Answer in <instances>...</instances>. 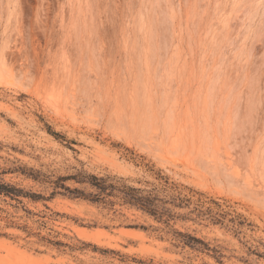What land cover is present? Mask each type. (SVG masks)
<instances>
[{"label": "rangeland", "instance_id": "1", "mask_svg": "<svg viewBox=\"0 0 264 264\" xmlns=\"http://www.w3.org/2000/svg\"><path fill=\"white\" fill-rule=\"evenodd\" d=\"M125 149L221 204V224H174L216 253L119 197L0 195V264H264V0H0V182L164 194Z\"/></svg>", "mask_w": 264, "mask_h": 264}, {"label": "trees", "instance_id": "2", "mask_svg": "<svg viewBox=\"0 0 264 264\" xmlns=\"http://www.w3.org/2000/svg\"><path fill=\"white\" fill-rule=\"evenodd\" d=\"M44 126L46 132L57 140L65 142L66 145L75 144L73 140H66L64 136L54 132L49 125L44 124ZM112 146L119 148V145ZM123 157L128 161L134 162L137 166L142 167L156 180L161 181L163 183L162 186L164 188V194H159L155 188L146 189L136 187L126 184L125 182H120L119 180L113 182L112 179H109L108 177L98 178L95 175L87 174L82 171H79L74 175L59 176L55 180H49L47 176L41 175L37 171L34 172L30 170L29 172H25V170H21L25 175L32 178L34 181L49 184L52 187V192L49 196L25 192L22 189L2 182H0V195L15 201H18L20 197L29 198L33 201H45L50 200L55 195L59 194L103 204L106 203V198L114 196L119 197L124 205L140 211L157 223L163 224L182 245L188 246L192 249L197 248L216 253V250L209 248L208 244L200 238L175 229L174 224L176 221L187 222L202 218L209 219L210 222L214 224H221L225 216L228 215V213L223 210L221 204L213 198L202 192L194 190L191 187L169 182L166 176L162 175L159 170H155L153 165L145 163L143 158L136 161L134 154L127 149H125ZM69 180L79 184H87L94 188L96 193H85L84 190L70 188L65 185V182ZM167 188H169V194L165 192V189ZM182 210H186V212L183 213ZM236 220L238 226L244 225V221L240 220L239 216ZM234 221L235 220H231L230 222ZM247 225L249 226V224ZM140 228L146 229L144 226H140ZM56 245L61 244L57 243ZM218 262L221 264V261Z\"/></svg>", "mask_w": 264, "mask_h": 264}, {"label": "bare ground", "instance_id": "3", "mask_svg": "<svg viewBox=\"0 0 264 264\" xmlns=\"http://www.w3.org/2000/svg\"><path fill=\"white\" fill-rule=\"evenodd\" d=\"M113 123V122H112ZM115 124V123H114Z\"/></svg>", "mask_w": 264, "mask_h": 264}]
</instances>
